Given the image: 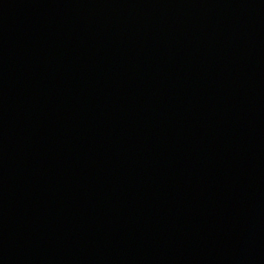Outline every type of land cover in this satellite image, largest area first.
<instances>
[{
	"label": "water",
	"instance_id": "95a60500",
	"mask_svg": "<svg viewBox=\"0 0 264 264\" xmlns=\"http://www.w3.org/2000/svg\"><path fill=\"white\" fill-rule=\"evenodd\" d=\"M0 264H264V0H0Z\"/></svg>",
	"mask_w": 264,
	"mask_h": 264
}]
</instances>
